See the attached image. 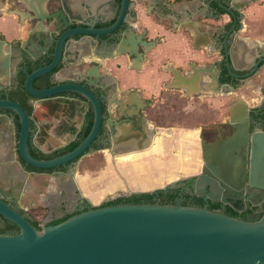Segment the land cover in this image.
<instances>
[{"label": "flooded vegetation", "instance_id": "af4514ba", "mask_svg": "<svg viewBox=\"0 0 264 264\" xmlns=\"http://www.w3.org/2000/svg\"><path fill=\"white\" fill-rule=\"evenodd\" d=\"M191 1L196 0H126V3L125 0H47L40 12L41 19H35V14L27 7V0H0V20H4L6 16H14L16 23L25 27L23 34L11 39L0 29V56L10 51L14 67L10 84H0V101H14L29 115L30 155L36 159L61 156L56 155L55 151L79 139L86 126V120L80 121L79 126H73L64 119L54 121L53 107L48 106L54 98H57L59 103L68 105L77 97L62 93L49 99H37L29 95L23 87L25 70L31 73L35 69L48 66L53 60L54 49L46 50L44 44H54L58 40L64 42L61 61L52 72L35 80L34 88L41 90L57 84L59 73L69 66L77 67L84 73L94 65L99 67L106 95L103 109L113 110L110 116L112 123L107 122L108 116L98 138L87 150L89 152L108 148L113 153L116 148H130V152L143 151L150 148L154 141L156 126L153 128L150 125L145 113L149 101H142L137 89L123 90L118 80L113 81L111 85L103 83L111 70L109 71L100 60L91 61L89 67H85L87 57L98 56L101 59L122 57L128 61V65L130 60H133L136 68L140 69L141 62L149 54L144 48H140L143 55L138 63L129 53L119 54L121 44L126 51H130L131 33L141 35L143 39L152 41V44L167 42V39L173 36L179 41L186 39L190 45L191 58L182 65L166 64L170 75L167 83L174 79V74L170 71L172 68L184 76L191 74L194 97H222V121H229L227 128L233 131L230 122L232 110L238 107L248 110V117L244 121H249L251 135L264 132V22L248 23L249 6L245 0H197L201 3L194 6L192 14H189L184 7ZM138 7H141L147 16L153 17L158 25L164 26L165 32L157 41L149 39L147 28L138 30L141 21ZM166 7L174 8L176 12L172 14ZM122 12L123 17L118 27L109 34L93 39L82 35L65 37L76 29L110 28L118 22ZM1 25L3 24L0 22ZM65 49H68L69 53H65ZM30 53L39 56L38 60L35 64L28 63V66H23ZM115 68H122V64L117 63ZM93 89L102 95L99 87ZM110 89L114 90L112 96L109 95ZM39 105H45V116L40 112ZM139 108L143 109L137 113ZM129 111L134 114L133 117L120 118L121 113ZM47 115L50 118H47ZM22 128L19 113L10 108H0V199L23 215L39 231L46 225L58 224L81 211L97 207L82 193L76 179L79 161L89 152L86 151L81 157L65 165L48 169L34 167L21 156L19 141ZM123 133L128 135L127 141L115 147L111 142L113 136ZM202 133L215 141L220 140L215 131L205 128ZM65 137L68 139L59 145L53 144L55 139ZM146 144L149 146L135 150ZM195 177L197 176L178 178L172 181L176 182L172 188L165 185V188L159 189H168V193L173 196L170 201L175 203L208 205L209 209L236 214L237 217H243L252 211L261 217L264 216V189L244 186L237 193L224 192L222 196L215 195L213 200H206L193 189ZM160 199V194H156L154 200ZM37 201L50 207L49 217L47 216L50 221L47 224V217L37 215L31 210ZM70 210L74 212L69 213ZM19 232L20 227L16 223L0 214V234Z\"/></svg>", "mask_w": 264, "mask_h": 264}, {"label": "water", "instance_id": "95a60500", "mask_svg": "<svg viewBox=\"0 0 264 264\" xmlns=\"http://www.w3.org/2000/svg\"><path fill=\"white\" fill-rule=\"evenodd\" d=\"M46 1L27 0V7L35 14V19H41L40 12ZM166 8L172 14L176 12L174 8ZM185 9L192 14L191 9ZM122 17L123 12L118 22L110 28L76 29L65 37L82 35L93 39L109 34L118 27ZM130 37V51H126L121 44L119 54L129 53L138 63L143 55L140 48L150 53L153 44L135 33H131ZM63 43L58 40L54 44H44L46 50L54 49L53 60L48 66L31 73L25 70L23 87L37 99H49L62 93H78L85 97V109L92 106L94 110V123L78 146L52 159L32 157L28 151L29 115L14 101H0V108H10L19 113L23 124L19 141L21 156L37 168H54L81 157L98 138L108 116L107 122L112 123L110 116L113 110L103 109L106 95L96 65L88 68L82 79L66 82L59 79L49 88H34V81L52 72L61 61ZM65 53H69V50L65 49ZM38 58L30 53L23 66L35 64ZM13 68L8 51L0 56V84H10ZM170 71L174 79L167 87L193 95L192 75L184 76L173 68ZM93 87H99L102 95L96 93ZM140 109L143 108L136 112ZM133 115L129 111L121 113L120 118ZM247 117L246 108H234L230 121L233 126L231 135L202 144L204 169L195 177L193 189L206 200H213L215 195L222 196L224 192L237 193L244 186L264 189V132L251 135L249 121H244ZM127 138L126 133L114 135L111 142L116 147L126 142ZM148 146L142 145L135 150ZM175 183L165 187L172 188ZM144 192L152 191H132L125 195ZM0 214L20 227L18 234H0V264H264V216L248 221L210 210L208 205L200 208L184 206L180 202L161 204L159 201L114 204L81 211L58 224L46 225L42 231L1 199ZM49 221L46 219L45 224Z\"/></svg>", "mask_w": 264, "mask_h": 264}, {"label": "crops", "instance_id": "0c3cea01", "mask_svg": "<svg viewBox=\"0 0 264 264\" xmlns=\"http://www.w3.org/2000/svg\"><path fill=\"white\" fill-rule=\"evenodd\" d=\"M248 3V23L264 22V0H245ZM201 3L200 1H191L184 8L188 7L193 10L194 6ZM140 12V25L138 30L143 28L148 29L149 39L157 41L165 31L164 26L158 25L153 17L147 16L141 7H138ZM3 24L0 29L8 38L17 37L23 34L25 27H20L16 23L14 16H6L4 20H0ZM168 41L155 44L153 42L152 51L146 55L141 62V68H136L133 60H130V65L125 58L119 57L115 59H101L98 56L85 59V67H89L91 61L97 60L104 63L111 72L104 78L103 83L111 85L113 81L118 80L123 90L137 89L139 98L142 101H149V107L145 111L150 125L156 126V134L153 144L156 140L165 141L162 136L173 134L175 137L174 143L172 140H167V152L175 158L173 161L174 169L180 173L178 178H187L198 176L203 169L204 161L202 158V144L213 143L212 137H206L202 132L206 128L218 133L220 139L226 138L233 131L227 128L229 121H222L224 110L221 109V98L213 96H202L196 98L193 95H187L183 90L169 89L167 80L169 72L167 63H175L182 65L191 58L190 45L187 40L179 41L176 36L167 39ZM117 63L122 64V68L116 69ZM100 74V73H99ZM84 72L79 68L69 66L59 73L60 79L74 80L82 79ZM114 90H109V95L112 96ZM73 97V96H72ZM86 99H72L67 105L59 103L57 98L53 102L58 101L60 108L54 110V121L64 119L69 121L73 126H79L80 121L86 120V114L89 109H85L84 101ZM133 104V103H132ZM39 110L45 116V105H39ZM55 112L59 117H55ZM47 118H50L47 115ZM171 144V145H170ZM173 145V147H172ZM146 148V147H145ZM155 152V150H153ZM151 151V152H153ZM157 152V151H156ZM175 179V180H176Z\"/></svg>", "mask_w": 264, "mask_h": 264}, {"label": "rangeland", "instance_id": "374dc122", "mask_svg": "<svg viewBox=\"0 0 264 264\" xmlns=\"http://www.w3.org/2000/svg\"><path fill=\"white\" fill-rule=\"evenodd\" d=\"M48 104V106L53 107L54 110L61 109L58 101ZM55 117H59V114L56 112ZM162 137L167 140H172L171 144L175 141L173 134ZM67 139L66 137L60 140L55 139L53 144L59 145ZM167 140L160 142L156 140L152 147L143 151L130 152V148H116L113 153L112 150L108 148L104 150L94 149L85 154L79 161V167L76 172V179L82 193L93 205L99 206L105 201L114 199L120 195H125L132 191H154L174 181L175 179L172 180L170 177L171 174L176 173L179 177L180 173L173 171L174 166L171 163H173L175 158H172L170 152L166 150V148L169 149ZM153 150H155V152L151 155V151ZM134 156L141 158L137 162L129 161V158ZM138 163H142V166L144 165L146 167V175L143 177L146 178L148 176L151 182H156L158 179L164 178L167 183L164 184V181L161 184L152 186L150 189L136 188L134 186L135 183L143 178L142 175L139 174L137 168L134 167V165ZM161 172L162 177L159 178L158 173L160 174ZM112 179L117 181L118 187H108ZM49 208L48 206L39 204L37 201L36 206L31 208V210L37 215H44V217H47ZM48 217L46 219H48Z\"/></svg>", "mask_w": 264, "mask_h": 264}, {"label": "trees", "instance_id": "16d2710c", "mask_svg": "<svg viewBox=\"0 0 264 264\" xmlns=\"http://www.w3.org/2000/svg\"><path fill=\"white\" fill-rule=\"evenodd\" d=\"M23 82H24V79H23ZM67 95H71L73 97H77L80 99H85L84 96H82L78 93H67ZM93 123H94V110H93L92 106H90V109L86 114V126H85V129L83 130V132L81 133V135L79 136L80 138L77 139L76 141L71 142L70 144H68L67 146H65L61 149L56 150L55 154L56 155H58V154L63 155L65 153H68L69 151L73 150L76 146H78L81 143V141L84 140L87 137V135L89 134V132L91 131ZM87 152H89V151H87ZM167 190L168 189H159V190H156L155 192H152V193L151 192H144V193H133L129 196H119V197H117L111 201H107V202H105V203H103L97 207L114 205V204H125V203H132V204L155 203V202H157L156 200H154V197L156 196V194H160L161 199L159 202L161 204H175V202L170 201L173 198V196L171 197L170 193H168ZM181 204L184 206L190 205V206H196V207H200V208L204 207V206L199 205V204H196V205L187 204V202H182ZM97 207H92V208H97ZM210 210L217 211V210L211 209V208H210ZM227 215L237 217L236 214L234 215V214H228L227 213ZM241 218L248 220V221H255V220L260 219L261 216L253 213V211H252V212H249L248 214H245Z\"/></svg>", "mask_w": 264, "mask_h": 264}, {"label": "bare ground", "instance_id": "6f19581e", "mask_svg": "<svg viewBox=\"0 0 264 264\" xmlns=\"http://www.w3.org/2000/svg\"><path fill=\"white\" fill-rule=\"evenodd\" d=\"M140 158L141 157L134 156V157H131L129 159H130V161L137 162V161L140 160ZM134 167L137 168L139 174H141L142 177L144 175H146V173H145L146 172V167L144 165L142 166V163H138V164L134 165ZM158 175H159V178L162 177L161 176L162 175V172L160 174L158 173ZM170 177L173 180V179H176L177 178V175H176V173H173V174H171ZM149 179L150 178H148V176L146 178L143 177V178L139 179V181L136 182L134 186L136 188H139V189H150L152 186H154L156 184H161L164 181H165L164 184L167 183V181L164 178L163 179L160 178L156 182H151V181H149ZM108 187L109 188H116V187H118L117 181L115 179H112V181L108 184ZM109 190H111V189H109Z\"/></svg>", "mask_w": 264, "mask_h": 264}]
</instances>
